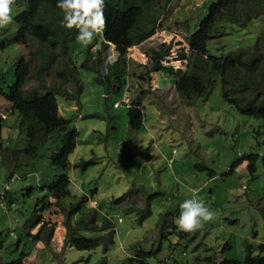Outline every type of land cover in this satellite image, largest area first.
I'll use <instances>...</instances> for the list:
<instances>
[{
  "label": "rangeland",
  "instance_id": "rangeland-1",
  "mask_svg": "<svg viewBox=\"0 0 264 264\" xmlns=\"http://www.w3.org/2000/svg\"><path fill=\"white\" fill-rule=\"evenodd\" d=\"M213 1L171 0L154 33L127 48L126 59L115 72L109 65L104 75L105 60L116 49L114 45L104 46L101 32L88 46L76 38L69 40L68 54L76 69L64 67L63 79L56 74L62 56L59 46L39 73L32 70L25 90L61 87L54 92L58 111L76 132L66 169L50 164L60 142L42 143L33 160L19 156L26 146L25 132L18 111L2 93L8 92L19 57L27 60L34 48L24 50L18 44H6L0 53V264L18 258L22 264H129L126 260L138 250L154 251L155 257H148L150 264H192L194 258L203 259L210 253L215 260L234 258L242 264L246 243L254 247L264 243V122L239 113L227 103L219 82L189 105L176 92V76L150 71L151 50L161 43L172 46L163 63L184 69V64L174 58L180 48L188 51L186 37ZM18 11L13 6V18ZM254 14L256 20L250 22L246 11L236 6L235 21L243 20L252 32L240 36L233 33L223 39L228 45L218 53L252 46L254 35L259 40L256 50L264 52V9ZM13 20L0 28L4 35H13ZM219 32L212 42L225 34ZM96 43L99 49H95ZM32 59L37 68L43 63L38 54ZM127 102L140 104L143 122L139 129L129 127ZM9 153L19 156L16 161L11 158L10 165L3 161ZM251 163L254 170L249 169ZM60 174L69 178L70 201L87 196L73 220L82 216L86 222L95 213L98 223L106 218L114 224V242L105 251L102 243L90 250L67 244L63 216L53 206L54 198L47 196L48 186ZM196 189L197 198L215 215L202 221L200 228L184 231L186 239H193L187 243L168 230L176 225L179 203ZM43 201L48 209L42 218L47 226L52 225L50 232L45 225L40 231L42 223L30 227L36 204ZM164 214V224L158 226ZM82 233L97 236L90 231Z\"/></svg>",
  "mask_w": 264,
  "mask_h": 264
},
{
  "label": "trees",
  "instance_id": "trees-1",
  "mask_svg": "<svg viewBox=\"0 0 264 264\" xmlns=\"http://www.w3.org/2000/svg\"><path fill=\"white\" fill-rule=\"evenodd\" d=\"M170 1L105 0L104 24L101 34L103 41L112 43L119 53L117 62L111 67L114 72L117 65L125 61L127 48L138 44L154 33L157 20L166 11ZM13 6L19 8L13 18L16 30L13 35L9 36L4 35V30L0 31V53L7 43H15L23 47L24 50L33 47L34 53L43 57V63L38 65V69L36 65L32 64L34 54L32 51L28 52L27 60L20 56L14 66V79L9 85L8 92L2 93L6 101L11 104V108L18 111L20 127L25 132L26 146L19 151L21 152L19 156L26 161L33 160L38 156L42 143L60 142V146L56 147V151L50 157V164L56 168L66 169L67 156L74 148L76 132L68 126V120L62 117L58 111L54 92L61 91L60 85L50 86L49 89L38 86L39 88L33 87L30 90H25L24 86L33 69H37V73H39L46 61L54 58L56 46H59L60 54H62L57 64V76L60 79L64 78V67L76 69V64L68 54V42L76 38L78 29L75 26L68 28L62 23L63 11L57 7V0H15ZM236 6H241L246 11V19L254 22L256 20L254 12L258 13V10L264 9V0H214L195 30L186 37L188 51L180 48L174 58L184 64V69L180 70L173 65L163 63L170 55L172 46L171 43H161L157 49L151 50L153 68H150V71H162L176 76V92L180 99L189 105L195 98L206 96L219 82L222 97L227 103L233 105L239 113L264 122V84L261 83V80H264V52L256 50L259 44L258 38L254 35L252 46L226 53L217 52L228 45L223 39L233 33L240 36L252 32V28L243 20L239 23L235 21ZM219 31H224L225 34L219 35L218 41L212 42V38L217 37V33H222ZM103 44L106 46L105 42ZM88 52L90 54V50ZM127 114L130 129H139L143 122V112L139 102L130 104ZM9 154L3 156V161L8 165L13 162L11 158L14 161L19 158L15 153ZM249 169L254 170L252 163L249 164ZM209 172L213 173V170ZM47 191V196L54 198L53 206L63 216L62 223L68 236L67 244L78 250H90L102 243L104 251L110 244H113L114 224L108 219L104 218L100 224L97 222V214L93 213L86 222L82 216L73 220V215L79 211L81 204L87 201V196L83 195L76 200H69L72 196L67 175H58L55 182L48 186ZM261 202H264V196ZM261 202L260 207L262 208ZM36 205L30 227L42 223L40 231L46 229L44 225L50 227L48 228L49 232L52 231V225L47 226L42 218L43 211L48 209L46 208L48 203L43 201ZM261 211L264 216V209ZM165 215L161 216L158 226L164 224ZM168 215H171L174 220L172 214L168 213ZM171 229L172 231L168 230V232L180 236L181 241L184 240L187 243L193 241V239H186L188 234L178 230L174 223L171 225ZM82 231L97 233V236L88 237ZM101 232L102 234L99 235ZM180 243L178 242L176 245ZM256 249L259 252L256 253ZM207 251L210 253V249ZM150 256L155 257L154 251L138 250L133 257H129L126 261L129 264H133L134 261H137V264H150L148 261ZM173 259V263H177V260ZM193 260L195 262L192 264H240V261L234 258L215 260V256L211 253L203 259L194 258ZM9 264H22V261L18 258L17 261H12ZM179 264L190 263L180 262ZM242 264H264V243L255 247L251 243H246Z\"/></svg>",
  "mask_w": 264,
  "mask_h": 264
},
{
  "label": "clouds",
  "instance_id": "clouds-1",
  "mask_svg": "<svg viewBox=\"0 0 264 264\" xmlns=\"http://www.w3.org/2000/svg\"><path fill=\"white\" fill-rule=\"evenodd\" d=\"M104 3L105 0H57V7L63 11L62 23L68 28L75 26L78 29L76 39L84 46L93 44L94 36L101 32L103 28ZM14 4L15 0H0V28L12 22ZM104 42L106 43L105 47L113 45L108 41ZM99 48L100 44L96 43L95 49ZM118 58L119 53L116 51L111 52L107 56L104 75H107L109 72L108 66L115 64ZM127 104L128 106L130 105L129 102ZM117 105V103L114 104V106ZM198 191L199 189H196L190 196L179 203L180 211L175 219L179 230H196L201 227L202 221L211 220L215 215L214 211L203 200L197 198L196 193Z\"/></svg>",
  "mask_w": 264,
  "mask_h": 264
},
{
  "label": "crops",
  "instance_id": "crops-1",
  "mask_svg": "<svg viewBox=\"0 0 264 264\" xmlns=\"http://www.w3.org/2000/svg\"><path fill=\"white\" fill-rule=\"evenodd\" d=\"M128 100V99H127Z\"/></svg>",
  "mask_w": 264,
  "mask_h": 264
}]
</instances>
